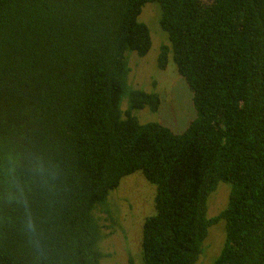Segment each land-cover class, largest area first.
<instances>
[{
	"label": "trees",
	"instance_id": "obj_1",
	"mask_svg": "<svg viewBox=\"0 0 264 264\" xmlns=\"http://www.w3.org/2000/svg\"><path fill=\"white\" fill-rule=\"evenodd\" d=\"M149 2L197 112L180 133L132 114L160 103L128 82ZM135 171L156 189L143 264H194L219 219L210 264H264V0H0V264H101L98 213Z\"/></svg>",
	"mask_w": 264,
	"mask_h": 264
},
{
	"label": "rangeland",
	"instance_id": "obj_2",
	"mask_svg": "<svg viewBox=\"0 0 264 264\" xmlns=\"http://www.w3.org/2000/svg\"><path fill=\"white\" fill-rule=\"evenodd\" d=\"M160 8L157 3H146L139 19L151 35L147 53L128 54L130 72L128 82L133 88L156 92L160 103L155 111L143 107L132 114L139 122H158L176 133L182 132L197 112L192 92L178 73L169 52L164 68L157 65L161 45H169L167 33L160 27ZM155 185L145 179L140 171L121 178L119 186L108 196L111 216L98 213L102 226L99 247L104 254L101 264H143L141 254L142 224L154 212ZM231 184L220 181L206 199V216L212 217L223 210L228 202ZM225 241V221L219 219L208 227L202 252L194 264H210L222 249Z\"/></svg>",
	"mask_w": 264,
	"mask_h": 264
},
{
	"label": "flooded vegetation",
	"instance_id": "obj_3",
	"mask_svg": "<svg viewBox=\"0 0 264 264\" xmlns=\"http://www.w3.org/2000/svg\"><path fill=\"white\" fill-rule=\"evenodd\" d=\"M143 225V224H142Z\"/></svg>",
	"mask_w": 264,
	"mask_h": 264
}]
</instances>
